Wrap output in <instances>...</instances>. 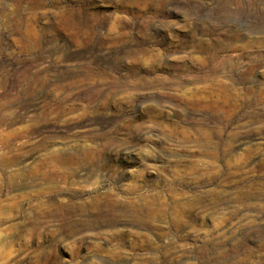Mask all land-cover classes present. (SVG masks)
<instances>
[{
  "label": "rangeland",
  "instance_id": "374dc122",
  "mask_svg": "<svg viewBox=\"0 0 264 264\" xmlns=\"http://www.w3.org/2000/svg\"><path fill=\"white\" fill-rule=\"evenodd\" d=\"M0 264H264V0H0Z\"/></svg>",
  "mask_w": 264,
  "mask_h": 264
},
{
  "label": "bare ground",
  "instance_id": "6f19581e",
  "mask_svg": "<svg viewBox=\"0 0 264 264\" xmlns=\"http://www.w3.org/2000/svg\"><path fill=\"white\" fill-rule=\"evenodd\" d=\"M93 156H94V154H93V151H91V149L90 150H88V149L84 150L80 154L76 153V151L74 152L73 150L66 151V152L54 151L53 153L50 154V156L47 158V160H49V161L55 160L61 164L74 165L77 163L80 164L81 162H88L93 158ZM118 198L116 195L112 194L111 192H107V191L105 193L96 194V195L92 196L89 203H90V206L92 207V209L95 211V214H94V218L90 221L88 226H95L98 224L101 225L100 224L101 222L108 225V226H111V225L115 224L116 222H119L120 220H122L124 217L131 216L132 218L135 219L136 223L139 226H142V227L146 226L147 227V225L149 224V221L146 219V216L143 218V213H144L145 208H143L141 206V204H138L136 201L132 200V201L121 202ZM177 204H179V203H177ZM184 204L183 205L185 207H187L186 206L187 203H184ZM187 205H189V204H187ZM176 209L179 210L178 208H176ZM184 209H186V208H184ZM148 212H150V211H148ZM148 212L147 213L145 212V213L148 214ZM176 221H178V220H176ZM176 221H174V222H176ZM129 237H130V235H129Z\"/></svg>",
  "mask_w": 264,
  "mask_h": 264
}]
</instances>
